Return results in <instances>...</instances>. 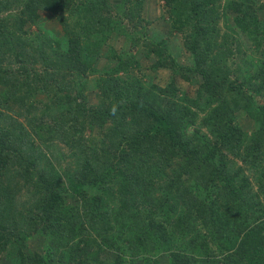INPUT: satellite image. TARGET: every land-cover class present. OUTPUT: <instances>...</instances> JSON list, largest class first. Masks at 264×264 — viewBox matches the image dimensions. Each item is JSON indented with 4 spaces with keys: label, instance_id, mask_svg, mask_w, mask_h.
<instances>
[{
    "label": "trees",
    "instance_id": "trees-1",
    "mask_svg": "<svg viewBox=\"0 0 264 264\" xmlns=\"http://www.w3.org/2000/svg\"><path fill=\"white\" fill-rule=\"evenodd\" d=\"M0 1L4 8L8 0ZM15 1L21 3L17 13L0 18V178L13 158L19 166L10 172L6 185L0 179V264L12 239L7 235L8 206L23 190L35 198L24 211L31 215L30 223L52 237L42 251L31 255L18 248L10 264H264V207L254 201L257 194H251L242 168L228 171L219 161L220 152L235 154L244 163L264 160V100L259 102L264 98V54L249 56L238 39L239 32L245 33L259 46L264 25L255 14L264 10V0H227L223 6L218 0H166L170 29L183 35L192 56L189 71L201 79L200 92L218 100L203 118L212 135L203 143L185 133L194 123V113L174 97L175 83L147 85L128 71L121 57L95 81L98 101H90L87 76L100 73L95 37L119 24L116 17L105 18L107 0L82 2L84 14L73 25L66 13L75 15L81 2ZM125 1L139 12L142 0ZM219 6L235 13L234 27L222 34L217 21L227 15L218 11ZM40 11L56 18L63 37L43 31ZM27 25H35V31ZM162 41L151 42L149 49L160 58L165 51ZM161 61L174 70L173 59ZM36 64L39 70L33 67ZM22 88L30 93L51 89L63 98L65 113L54 114L52 122L57 124L39 128L42 133L62 127L60 116H66L71 133L90 125L105 130L98 150L106 155L100 163L89 159L96 156L95 144L85 143L78 150L87 178L62 184L50 172L45 152L38 148L34 153V141L21 142L19 132L3 122V109ZM113 104L118 105L117 115L110 113ZM243 116L253 121L251 132L237 121ZM76 120L78 126L73 124ZM109 139L113 156L105 151ZM193 139L198 142L193 144ZM155 169L167 176L158 195L153 193ZM110 175L117 179L116 193L109 185ZM257 184L264 191L261 179ZM71 196L77 199L75 204L66 202ZM246 210L252 214L241 220ZM196 221L202 222V230L194 227ZM92 230L99 238L91 236ZM108 253L114 255L111 262Z\"/></svg>",
    "mask_w": 264,
    "mask_h": 264
},
{
    "label": "rangeland",
    "instance_id": "rangeland-1",
    "mask_svg": "<svg viewBox=\"0 0 264 264\" xmlns=\"http://www.w3.org/2000/svg\"><path fill=\"white\" fill-rule=\"evenodd\" d=\"M76 1L81 2L80 5H78V9L75 10L77 13L75 15L66 13L68 21L72 23V25L75 22L79 24L81 21L82 18L80 15L81 13L84 14V12L82 10L80 12V8H83L82 2L86 0ZM226 1L227 0H218L216 3L217 5L220 4L223 6L226 4ZM107 2L108 5L103 11L105 18L116 17L119 24H117L114 29L110 27L111 29L104 31L105 33L102 36L95 37L99 41V53L95 66L100 73L96 71L89 73L87 76V94L90 97V101L92 103H97L98 101V90L93 87L95 81L97 82L101 73L114 68L119 61L118 58L121 57L122 61L125 62V64L127 63L128 71L130 73L133 72L134 75H139L142 81L148 83L147 85L152 83L158 86H165L173 81L176 86L174 97L179 100V102L187 104L191 112L194 113V123H190L185 129L186 135L192 138L197 137L201 143H203L202 141H207L212 138L209 128L203 122V118L211 111L212 107L218 103V100H213V97L201 93L199 90L201 79L199 76L189 71V67L192 66V56L184 46L183 35L170 29L169 9L167 8L166 0H142V4L139 6V12H137V8L132 6V3L125 0H107ZM3 6L5 7L3 8L0 5V18L8 17L10 14H16V9H19L21 3L15 0H8L7 4H3ZM217 9L219 12H223L227 15L224 17L220 15L217 21L218 28L222 34L226 32L228 28L234 27L233 17L235 13H232L230 8L224 10V7L222 8L219 6ZM40 14L41 18L38 22L43 31L57 38L63 37V27L56 18L46 11H40ZM255 15L260 25H264V10L257 11ZM25 28H30L31 31H35L36 26L27 25ZM238 39L242 43V47L249 51V56L256 55L259 57V55L255 53L257 51L260 54H264V34L257 41V43H259L258 47L253 44L248 34L239 32ZM161 40H163V48L161 50H165L163 52L160 51L163 56L162 58H160L157 53L149 51L151 42L154 43ZM255 49L257 50L255 51ZM164 52L167 53L164 54ZM2 57L4 58V56ZM161 59L163 61L168 60V62H170V59H173L176 63V65H174V70L162 64ZM6 63H8V61H4V64ZM33 67L38 70L40 68L39 64ZM120 75L125 74L120 73ZM186 76L189 78H186ZM65 91L69 92L70 95L78 94L75 89L71 92L67 89H65ZM263 100L264 98L260 99L259 102ZM62 102L63 98L57 97L51 89L48 90V93L42 91L30 93L27 89L22 88L13 103H10L6 109H3L6 113L3 122L7 125H11L15 131L19 132L20 135L18 137L21 138V142L26 143L27 139L33 140L34 144L32 145V151L37 153L38 148L42 149L46 154V160H49L50 172H52L56 178L59 177L62 184L68 185L74 178H87V168H85L81 161L82 153L78 151L81 145L89 142L90 144H95L97 147L95 158L93 155L89 157L94 165L100 163V159H105L106 153L98 150L99 140L105 130L96 127V125H90L85 126L84 129L79 131L73 130L71 133L69 131H71L72 128L64 123L66 116H60L62 127H54V131L49 134L42 133L39 128L47 127L51 123L57 124L54 121L52 122L54 114L65 113L66 109L64 105L62 106ZM241 112L242 111L239 110L236 114L239 115ZM237 121L242 125L243 129L249 132L255 128L253 121L250 120L249 117L243 116L238 118ZM73 124L78 126L77 120L73 122ZM109 126H111L110 122L105 123V128H109ZM61 130L62 132H59ZM198 140L193 139L192 143L196 144ZM112 143L113 139L112 141L109 139L105 146V151L108 152L107 154L109 155L114 154L111 153L113 147L111 146ZM16 145L17 144L13 146ZM216 156V162L223 160V163L229 167L228 171L230 170L233 172L236 168H242V173L249 178V190L251 194H257L254 201L258 199L262 203L260 207H264V191L261 190L257 184L259 179L264 182V160H261L260 163H258V161L255 163L252 161L244 163L235 154L227 153L226 155L220 152L222 159L218 161V155ZM17 160L18 159L15 158L12 159L11 166L4 171L5 176L3 179L0 178L4 181L5 185L7 183L6 179L11 175L10 172L19 167L17 166ZM109 160L110 157H107L108 162ZM152 173L155 176L153 193L156 191L158 195L162 192L158 186L164 185L167 182V176L160 174L156 169L153 170ZM110 179L111 180H108L109 185L116 193L117 179L114 177L112 179L111 175ZM17 194L18 196L15 197L16 202L8 206V210L11 214V221L9 222L7 235L9 234V236H12V239L4 252V264L11 263L16 253H18V248L24 249L23 252L29 255L34 251H42L44 245L49 241L51 242L52 237L50 234L41 233V231L34 229V226L30 223L32 221L31 215L28 216V214L24 212L34 203L35 198L26 194L25 190ZM105 198H108V196L103 195V199ZM66 202L75 204L77 199L72 196L67 197ZM250 214L252 213L248 210L243 211L240 219L243 220V218L248 215L250 216ZM201 223L200 221H196L193 225L197 229L202 230ZM79 224L81 226L82 223L80 222ZM22 236H24V239H20ZM91 236L93 238H99L94 230L91 231ZM183 242L180 241V243ZM53 244L57 247L55 240ZM103 248L108 251L106 246H103ZM113 259L114 255L108 253L107 262H111ZM160 260H163V258L160 257ZM127 262L128 261H126V263ZM62 263H64V261H62Z\"/></svg>",
    "mask_w": 264,
    "mask_h": 264
},
{
    "label": "clouds",
    "instance_id": "clouds-1",
    "mask_svg": "<svg viewBox=\"0 0 264 264\" xmlns=\"http://www.w3.org/2000/svg\"><path fill=\"white\" fill-rule=\"evenodd\" d=\"M118 110H119L118 105H117V104H113V105L111 106V108H110V113H111L112 115H117Z\"/></svg>",
    "mask_w": 264,
    "mask_h": 264
}]
</instances>
